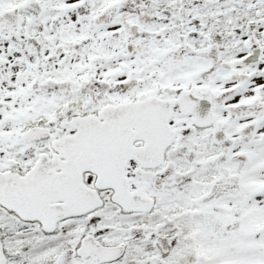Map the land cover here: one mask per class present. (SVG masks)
I'll return each instance as SVG.
<instances>
[{
    "label": "snow or ice",
    "instance_id": "snow-or-ice-1",
    "mask_svg": "<svg viewBox=\"0 0 264 264\" xmlns=\"http://www.w3.org/2000/svg\"><path fill=\"white\" fill-rule=\"evenodd\" d=\"M0 264H264V0H0Z\"/></svg>",
    "mask_w": 264,
    "mask_h": 264
}]
</instances>
